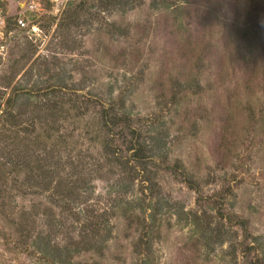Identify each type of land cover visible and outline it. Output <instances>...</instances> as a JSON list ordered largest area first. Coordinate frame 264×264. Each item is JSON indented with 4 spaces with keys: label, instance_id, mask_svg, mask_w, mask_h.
Listing matches in <instances>:
<instances>
[{
    "label": "rangeland",
    "instance_id": "obj_1",
    "mask_svg": "<svg viewBox=\"0 0 264 264\" xmlns=\"http://www.w3.org/2000/svg\"><path fill=\"white\" fill-rule=\"evenodd\" d=\"M82 1L5 0L14 24L0 35V264H264V0H88L73 23ZM51 87L64 89L58 101L95 99L128 113L159 175L145 183L148 174L133 181L103 167L81 176L93 175L76 213L53 208L26 154L22 163L25 147L45 138L43 125L24 129ZM20 114L25 124L14 128ZM84 124L69 121L64 131L92 151L89 162L104 163ZM32 148L47 158L44 146ZM167 164L190 182L163 171ZM143 202L153 209L131 217L156 221L147 229L152 254L140 244L143 229L122 216L123 203ZM92 211L101 221L108 213L105 241L83 231Z\"/></svg>",
    "mask_w": 264,
    "mask_h": 264
},
{
    "label": "trees",
    "instance_id": "obj_2",
    "mask_svg": "<svg viewBox=\"0 0 264 264\" xmlns=\"http://www.w3.org/2000/svg\"><path fill=\"white\" fill-rule=\"evenodd\" d=\"M87 1L88 0H83L81 4L77 5V8L73 9L70 13L71 16L69 19L71 22L73 21V23H75L79 20V13L86 9ZM109 1L114 3V0H101L102 3ZM178 1L179 0H162L164 4L168 5ZM158 3L159 0L158 2H155L156 5H158ZM4 5L5 0L2 2V7H4ZM13 24V19H7L4 32L9 33ZM48 90L51 92L49 95L53 97L47 100V103L43 106L42 103H40L35 111V115L27 121V123L30 124V127L27 126L24 129V132L30 135V132L31 134L34 133L38 124L43 125L45 126L43 133L45 138L40 134L34 140L32 139V144L30 142V145L25 147L26 152H23L22 163L26 157H29L28 160H31V162H27L24 167L27 169L28 174L35 177L38 176L39 178L41 177L46 190L51 194L49 200L51 201L50 203L53 208L64 209L68 214L74 213L76 205L81 203V198L83 197L82 193L86 192L90 187L89 183L91 182L89 178L93 176L91 173H100L103 167H109L111 170L117 168L123 173H129L130 179H133V181L136 180L135 177H140L142 174H148V181L145 183L151 182V172L154 176L159 175L160 171L155 170L152 166V153L154 151L143 144L142 132L138 129L135 121L128 113L124 112L123 115H119L114 109H110L108 105L103 104L99 100L96 101L95 99H84L82 97L75 101L69 100L68 103H65L62 100L58 101L56 100L58 99V94L63 96L64 89L63 91H56L55 87H51ZM70 94L72 95V93ZM10 107V111L12 112L15 107L14 103H10ZM89 114L92 116L93 120L91 126L83 123V119ZM23 115L11 116V119H13L12 126L14 128H20V126L25 124L24 122L22 123ZM69 121H72L75 125L77 123L84 124V126L87 125L86 127L83 126V129L87 128L88 132L81 134H84L85 137H90L93 135V132H95L94 134L96 135L92 141L95 142L99 148L100 151L98 152V155L104 159V163H101L100 161H98L97 164H95V162H89V156L92 151L86 150V152H84V144L75 146L76 142L72 133L64 131V124ZM30 128H32V130ZM6 132L7 131L4 130L2 135L4 136ZM5 135H7V138H11L9 134ZM42 138L46 139L44 140L46 145L42 143ZM32 146H38V149L39 147L41 148V146H44L45 152L48 149L47 158L45 160L41 159L40 155H36L37 153L33 150ZM87 153H90V155ZM44 161L45 164H43ZM131 164L132 167H130ZM180 168L181 167L178 164H167V167L162 170L173 175L178 180L187 183L190 182L187 175L181 171ZM114 171L112 173H114ZM89 172H91L90 176L80 179L82 175L85 176ZM35 182L40 184L38 183V180ZM143 203L144 204L141 205V207H135L136 209L132 204L123 203L124 213L122 216L125 220L130 221L131 223H137L143 229L144 234L141 236L142 239L140 240V244L147 245V251L152 254L153 241L150 237L151 235L148 234L150 230L148 232L147 229L150 227L154 230L153 225L156 221L154 220L151 226L150 221L148 224L145 223L139 215L137 216V221H132L133 219L131 217V215L134 216L133 212H135V210L139 209L140 213L144 216L145 210L153 209L152 202H150L148 208L147 202ZM213 203L214 205L217 204L216 202ZM221 210L222 209H219L220 215L222 214ZM86 214L89 219L93 220V222L89 220L83 224V231L87 234V237L88 234H90L92 239L97 237L100 238L101 241H105V238L107 237L104 238L102 232L106 230V227L109 226V222H111V220L105 218L108 213H105L106 215L100 214V216L104 217L102 221L93 213V211L86 212ZM226 216H229V221L236 225L241 226L244 229L248 228L247 221L232 214ZM108 233L110 235L111 233L113 234V229H109ZM22 237L23 239L19 241V246H21V248H26V246H28V240L30 239V234L26 228L22 231ZM102 244H104V242ZM36 246L40 250L45 249L47 251L46 244H43L42 242H36L35 247ZM18 248L20 247H16V250ZM87 249L88 248H85L84 251ZM90 249L94 250L93 247H90ZM69 253H71V250H69Z\"/></svg>",
    "mask_w": 264,
    "mask_h": 264
},
{
    "label": "built area",
    "instance_id": "obj_3",
    "mask_svg": "<svg viewBox=\"0 0 264 264\" xmlns=\"http://www.w3.org/2000/svg\"><path fill=\"white\" fill-rule=\"evenodd\" d=\"M3 1L4 0H0V35H3L4 28H5V25H6V21L9 18V17H4L3 16V14H4L3 13L4 10H3V7H2V2ZM52 1L56 3L58 0H52ZM31 8H34V7L32 6ZM16 22L18 23V25H20L23 28H28V26H29V25H27L25 19H23V18L17 19ZM37 30L38 29H37L36 25H33L32 31L35 33V32H37Z\"/></svg>",
    "mask_w": 264,
    "mask_h": 264
}]
</instances>
